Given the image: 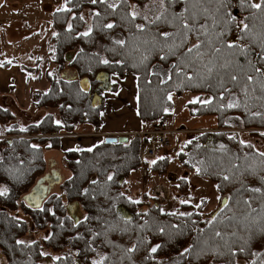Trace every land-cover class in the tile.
Wrapping results in <instances>:
<instances>
[{
  "label": "trees",
  "instance_id": "trees-1",
  "mask_svg": "<svg viewBox=\"0 0 264 264\" xmlns=\"http://www.w3.org/2000/svg\"><path fill=\"white\" fill-rule=\"evenodd\" d=\"M115 3L118 6L113 11L99 0L95 5L90 0H72V3L64 0L63 6L72 11H53L49 58L56 67L47 91L33 95V103L38 112L44 109L56 110V113L44 111L40 121L31 122L22 130L18 125L20 130L15 127L16 130L10 131L34 138L0 139V190L7 189L0 196L2 258L7 264H77L78 261L80 264H93V261L103 264H253L255 261L262 264L264 195L248 189L258 187L264 191V157L258 155L254 146H243L238 131L253 128L254 135L264 140V135L257 133H264V92L258 84L248 86L247 95L242 91L246 74H254L252 64L264 69V61H259L257 55L264 44V17L254 9L241 6L240 0H231L223 7L205 3L201 8L207 11L196 16L194 31L188 33L186 43L175 49L173 55L169 49L180 43L182 37L176 34L183 31V20L192 14L184 11L191 9V5L183 0L164 7L158 0H116ZM165 7V18L152 22ZM133 11L137 13L135 20L129 15ZM96 12L100 15H94ZM178 12L183 17L174 19ZM228 13L237 20L225 23L230 19ZM240 20L249 25L247 35L240 30ZM108 23L116 27L106 29L104 25ZM136 25H144L145 30L138 31ZM89 28L91 35L82 36ZM164 32L171 34L167 42L160 35ZM116 40H123L124 46L116 44ZM228 42L238 47L229 49L225 46ZM193 43L201 44L200 55L187 53ZM215 47L221 48V52L215 53ZM241 48L251 51L241 52ZM166 54L167 58L162 60L160 57ZM104 59L109 63H101ZM182 60L191 66L184 68ZM209 61L213 67L211 74L204 67ZM226 61L231 63L221 67ZM173 64L183 69L181 75L175 74ZM67 68L76 79H66L63 73ZM101 73L116 78L135 74L136 108L145 130L165 126L174 114V98H181L185 92L196 95L200 101H212L211 104L186 103L190 117H214L216 127L192 136L190 143L187 141L184 150L176 155L186 176L190 170L200 178L210 179L222 196L221 205L208 221L202 213L205 205L194 207L184 203L180 211L170 212L162 209L163 200L151 197L154 205H149L131 199L125 190L126 183L141 169L139 150L143 141L136 135L116 144H107L104 140L92 151L62 152V162L70 177L60 185V195L45 199L40 209L29 208L22 201L47 172L45 150L61 151L58 134L74 133L83 124L100 132V112L104 105L94 107L92 100L100 92L97 77ZM185 74L193 79L187 80ZM234 74L239 83L230 79ZM81 80L87 81L88 91L80 85ZM111 87L113 92L118 90L114 84ZM234 100L240 106L227 108ZM44 135L50 138H42ZM46 142L49 145L43 148ZM166 155L162 153L151 163V174L169 176L171 163ZM225 175L228 180L223 178ZM187 181V177L180 179L178 188L186 190ZM145 199L150 201V197ZM223 199L227 200L226 208ZM246 200L251 208L244 203ZM146 205L150 207L141 210ZM21 208L30 215L34 226L29 227L26 221L10 215ZM35 231L44 232L46 237L24 242ZM217 231L220 237L215 235ZM157 245V251L152 253L151 249ZM129 248L134 251L128 252ZM188 248L191 251L181 255ZM233 251L235 256L231 254ZM53 255L57 256L53 258Z\"/></svg>",
  "mask_w": 264,
  "mask_h": 264
},
{
  "label": "rangeland",
  "instance_id": "rangeland-1",
  "mask_svg": "<svg viewBox=\"0 0 264 264\" xmlns=\"http://www.w3.org/2000/svg\"><path fill=\"white\" fill-rule=\"evenodd\" d=\"M17 1L20 2V0ZM21 1L25 2V0ZM30 1L32 3H35V0ZM115 2L116 0H111V3ZM21 14L24 15L23 13ZM87 16L88 15L85 13L84 18L88 23L89 18ZM18 18L19 17H17V19ZM36 20H30V23L34 26L28 27H25L26 25L23 22L19 21L21 23H17L18 28L17 30H14L13 36L4 37L2 36V34L0 36V139L2 140H15L18 138L29 139L33 137V135H20L17 133L12 134L10 133V131H13L15 127L17 129L18 125L22 130L23 126H27L32 121H34L32 123L40 121L44 111L45 113H56V110L46 111L43 109V113L38 114L36 110L37 107H35V103H33V95L38 92L42 93V91H47L49 87V81L46 77H44V72H52L54 71L55 67V65L51 63L49 58L50 45L47 46L48 41H50L51 39L50 35L52 34L53 30L51 19L49 18L47 23H44V21L42 20V23ZM0 23L6 25L7 21H3L0 16ZM2 32L6 34L7 32H9V30L5 29L2 30ZM47 36L48 40L46 38ZM2 39L10 43L9 47L5 48L3 46ZM29 54L30 56H28ZM6 59L12 61L10 62V65H3L2 61ZM20 64H22L23 66L21 67ZM65 71L64 75L66 79H70L68 78L70 77L68 71ZM111 78L112 77H110V79ZM103 85L99 93L100 97L102 98L103 96H109L111 97L110 99L112 101L109 104L110 100L108 99V97L106 99L107 101L105 103V106L101 108V113L103 114L102 120H105L106 123H111L116 118L117 122H119V125L122 124V122L128 124L129 121H131L135 117L138 120L139 116L134 111V86L131 84H127L125 90L123 89L125 92L122 93L121 91L118 95L114 96L115 92L111 90H105L109 85ZM118 90L116 92H118ZM196 98H198L196 95L187 92H185V94H183L181 98H174V114L173 117L168 120L169 122H167L165 126L162 125L161 128H148L150 131H161V129H163V131H174L176 129L178 132L177 135L172 137L174 140L172 141L170 148L166 151V153H163L167 154L166 156L171 163V166L168 168V171L170 173L169 176H166L164 174L163 176H156V174L150 173L147 177H142L139 171V173L132 175L131 178L128 179L125 190L128 192L131 199H139L146 204L154 205L151 197L154 196V191L161 187L159 185L163 183L165 188L170 189L171 192L169 201L162 203L163 210L170 212H175L177 210L180 211L179 208L182 207V204H184L181 203V201H187L188 204L191 203V205H193L194 207L205 205L202 207V213L205 218L204 220L208 221V219L211 218L213 212H215L216 209H218L221 205L222 196L218 193L217 187H215V184L212 183L210 179H204V177L200 178L190 170L188 171V176H186L184 169H182L183 167H181L179 162H177L176 160V155H178L180 151L184 150L185 144L190 140L192 136H197L198 134H200V132L202 133L205 131H212L213 128L216 127L214 117L200 116L199 118H192L189 116V110H187V107H185V105L187 102L190 103V101H193ZM115 101L118 105L114 103ZM5 109L8 110V112L6 111L7 114L4 111ZM130 110L134 112V116L130 115ZM76 128L78 130L76 129L75 132L78 134H83L84 131L86 132L85 134H87L88 132L95 134L97 132L93 127L84 124L83 126L79 125ZM8 131L9 133H7ZM143 131L148 130L144 129L135 132L133 135L141 134V132ZM255 131L256 130H253V128L251 130H239L238 135H240L241 141L254 146L255 149L259 152H264V140L259 136H255L253 133ZM257 133L263 132L258 131ZM70 134L61 133L57 136L59 137ZM42 138L49 139L50 137L44 135ZM47 145L49 144L46 142L43 148H45V146ZM63 153L62 151H59V149H51L48 151L45 150L44 155L46 156L45 160L47 162V173H51L52 170H60V175L62 178V183L54 186L47 198H49L53 194L60 195V185H62L70 177L68 170L62 162V159H64ZM51 161L55 162L53 166L50 164ZM186 177L188 179L186 186L187 189L185 190V188H178L180 179ZM145 197L147 199H149L150 197V201H147ZM149 207L150 206L146 205L144 208H141V210H146ZM10 215L19 220L26 221L29 224V227L34 226V222L31 219L30 215L24 213V210L22 208L10 212ZM45 237L46 234L44 232L37 231L35 235H29L23 240L26 243H31L35 241V239H37V241H41L42 238ZM56 256L57 255H53V258ZM0 262L1 264H7L6 261H4V259L2 258L1 254Z\"/></svg>",
  "mask_w": 264,
  "mask_h": 264
},
{
  "label": "snow or ice",
  "instance_id": "snow-or-ice-1",
  "mask_svg": "<svg viewBox=\"0 0 264 264\" xmlns=\"http://www.w3.org/2000/svg\"><path fill=\"white\" fill-rule=\"evenodd\" d=\"M97 2H98V0H90V3H92L94 5ZM124 2H126V0H124ZM158 2L161 5V7H164L165 4L170 6L171 4L179 3L180 0H158ZM67 3H72V0H67ZM99 3L107 4L108 8H111L113 11H115L117 6H118L116 3H109L108 0H99ZM183 3L191 5V9L185 8L184 11L185 12H191L192 14L189 15L187 18H185L183 20V22L181 24V27H182L183 31L176 34L177 36L182 37V39L180 40V43H175L173 45V48L169 49V52L171 54H173V55H175V49H178V48L182 47L183 44L186 43V41L188 39V33L194 31L196 16L198 14L202 13V12H206L207 11V9L201 8V5H203L205 3H209V4L210 3H218V4H221V6L223 7L226 4H230L231 0H183ZM240 4H241V6H246L247 8L254 9L257 13H260L261 16L264 17V0H255V2H253V0H240ZM193 9L195 11H192ZM57 10L58 11H65V12L72 11V9L68 8L66 5L61 7V8H59V9H57ZM166 12H167V8L165 7L164 8V12H161L160 14L155 15L154 20L152 22L159 21L162 18H165L164 13H166ZM94 15L99 16L100 13L96 12V13H94ZM129 15L131 16L132 20H135L136 17H137V13L135 11L131 12ZM227 15L230 17V19L227 20V21H224L225 23H230L231 21L237 20L236 16H233L230 13H228ZM177 17H183V13H179L178 12V13H176L174 15L173 18L175 19ZM80 19H83V17L81 16ZM144 19L147 20L148 18L144 17ZM245 19H248V18L246 17ZM189 20L193 21V24H189L188 23ZM239 24L242 25V27L240 29L241 32L244 33L245 35H247L249 33V25L247 23H244L243 20H240ZM104 27L106 29H113L114 27H116V25H114L113 23H108V24L104 25ZM200 27L203 28L205 26L204 25H200ZM136 28H137L138 31H141V32H143L145 30V26L144 25H136ZM68 30L69 31L72 30L71 29V25H69V29ZM91 33H92V29L89 28L87 31L81 33V35L84 36V37H88V36L91 35ZM160 35H161L162 39L167 42V41H169V38H170L171 34L167 33V32H164V33H161ZM115 43L120 45L121 47H123L125 42L123 40H116ZM225 46L227 48H229V49L238 47V45L234 44L233 42H228ZM200 49H201V44L200 43H193L191 47H188L187 53H194L195 52L196 54L200 55ZM240 50H241V52L251 51L250 49H244V48H241ZM214 52L215 53L221 52V48L215 47L214 48ZM187 53L185 55H187ZM257 55L259 57V61H264V44L261 45V52L257 53ZM160 58L162 60L166 59L167 58V54L165 56H161ZM9 63H10V61H9ZM101 63L108 64L109 61L107 59H104V60L101 61ZM180 63L183 64L184 68H187V67L191 66L189 63H185L183 60ZM230 63H231V61H226L225 64L221 65V67H226ZM249 63L251 64V61H249ZM211 64H212V61H209L208 65L204 66L207 69V72L209 74H211L212 71H213V67L209 66ZM172 69L176 70V72H175L176 75H181V73L183 71V69H181L178 64H173L172 65ZM252 69H253L254 74H246V84L242 87V91H243V93L245 95L248 94V86H251L253 84H258L259 87H260V90L262 92H264V79H261V78H264V69H262L261 67H257L255 64H252ZM165 75L167 76L168 79L172 78V76L169 73H167V72L165 73ZM186 79L191 81L193 79V76L186 75ZM230 79L233 82L239 83L238 77L235 74L231 75ZM253 90H255V89H253ZM225 91H231V90L230 89H225ZM168 99L169 100L172 99L171 94H169ZM220 99L223 100L224 96L221 95ZM190 102L191 103L201 102V103H204V104H211L212 103L211 100L200 101L199 98H196V99H194L193 101H190ZM239 106H240L239 101H235V100L233 102L228 103L226 105V107L229 108V109L234 108V107H239ZM254 115H260V113H254ZM260 135H264V133H260ZM109 142L113 143V144L122 143V141H116V140L109 141ZM189 143H190V141H189ZM240 143L243 146H245V147H249L250 146V145L245 144L244 141H241ZM221 147H223V146H221ZM87 151H92V149L89 148V149H87ZM258 155L261 156V157H264V152H259ZM152 163L154 164L155 161H153ZM199 171L200 170L197 169V172H199ZM223 178L225 180L229 179V177L227 175H225ZM108 179L111 180L112 177L109 176ZM248 191H251L253 193H260L261 195H264V191H262V189L258 188V187L257 188H250V189H248ZM6 192H7V189L0 190V196L5 195ZM135 202L138 203L139 201H135ZM181 203H187V201H181ZM244 203L247 204L249 208L252 207V205H251V203L249 201L246 200V201H244ZM224 207L225 208L227 207V203L224 204ZM221 211H223V209H221ZM253 211H255V209H253ZM171 215H176V213H171ZM85 219H88V218L85 217ZM160 231L163 232L164 229H160ZM261 231L264 232V228H262ZM215 235L217 237H220L221 233L219 231H217L215 233ZM18 243L22 244L24 242L23 241H18ZM158 247H159V245H157L156 247H153L151 249V252L155 253L157 251ZM127 251L128 252H132V251H134V249L133 248H129V249H127ZM190 251H191L190 248L185 249L184 253H181V255H184L185 253H189ZM240 251L243 252L244 249L241 248ZM231 254L233 256L236 255V253L234 251ZM253 255H260V254L253 253ZM56 259H59V258H56ZM105 259H106V257H105ZM93 264H103V262L102 261H100V262L93 261ZM253 264H255V261H253ZM262 264H264V262H262Z\"/></svg>",
  "mask_w": 264,
  "mask_h": 264
},
{
  "label": "crops",
  "instance_id": "crops-1",
  "mask_svg": "<svg viewBox=\"0 0 264 264\" xmlns=\"http://www.w3.org/2000/svg\"><path fill=\"white\" fill-rule=\"evenodd\" d=\"M63 4H64V0H35V3H32L30 0H25V2H22L21 0H20V2H18L17 0H0V16H1V19L3 21L4 20L7 21L6 25H3V23L2 24L0 23V36H1V34L4 37L13 36L14 30H17V28H18L17 23L23 22L26 25L25 27L34 26L30 23V20L33 21V20L38 19L36 21L41 22V20H42V21H44V23H47L49 18L51 19L52 15H53V11L59 9V7L61 8L63 6ZM21 13H23L24 15H22ZM17 17H19V18L17 19ZM19 21H21V22H19ZM5 29L9 30V32H7L6 34L2 32V30H5ZM46 38L48 40V36ZM50 42L51 41H48L47 46H49ZM9 44L10 43L3 40V46L5 48L9 47ZM28 56H30V54ZM25 57H26V54H25ZM9 61H10L9 59H6V60H3L2 63L5 66L10 65ZM10 62H12V61H10ZM20 65H21V67L23 66L22 64H20ZM25 66H28V65H25ZM67 71L69 73L70 77H68V78H70V80L76 79L75 78L76 76L74 75V73L72 71H70L68 68H67ZM67 71H65V72H67ZM45 72H44V77H46L49 81V79L51 78L50 75L52 74L53 71L52 72L45 71ZM20 73H21V71H20ZM39 74H41V73H39ZM63 75H64V73H63ZM136 78L137 77L134 74L126 73V75L123 77V79H122V77H120V78L112 77L111 79H108L106 82L103 81L102 85L103 84L109 85L105 89L106 91L107 90L112 91L111 85L112 84L116 85V87H118L119 90H118V92H115L114 96L118 95L121 91H122V93L125 92L124 90H125L127 84L133 85L135 88V91H134V99H135L134 107H135V110L134 111L138 115L137 108H136V104H137ZM100 87H102V86H100ZM101 89L102 88H100V91H101ZM99 93L96 94L99 97V101H100L99 104L103 103V105L105 106V103L107 101L106 99L109 96H106V97L103 96L101 98ZM110 98L111 97L108 98L110 100L109 104L112 101ZM114 103L117 104L116 101ZM104 106H102V107H104ZM7 109H5V110L8 111ZM129 112H130V115L134 116V112L132 110H130ZM37 113L41 114L43 112L37 111ZM100 114H101V119H100L101 130H100V132H96L95 134L88 132L87 134H85L86 132L84 131L83 134H78L75 132L76 134L71 133L70 135L59 136L61 144H62L61 151L64 152V151H71V150L72 151L73 150H84V149L87 150L89 148L92 149L93 147L97 146V144L98 145L101 144L105 140L106 137H109V136H111V137H122V136L126 137V136H130V135L132 136L135 132L144 130V128L142 127V125L139 122V119L137 120L136 117L134 119H132L131 121H129L128 124L122 122V124L119 125V122H117L116 118L113 122L106 123L105 120H102L103 114L101 112H100ZM32 122H34V121H32ZM212 122H213V120H212ZM81 126H83V125H81ZM161 185L164 186L163 183H161Z\"/></svg>",
  "mask_w": 264,
  "mask_h": 264
},
{
  "label": "built area",
  "instance_id": "built-area-1",
  "mask_svg": "<svg viewBox=\"0 0 264 264\" xmlns=\"http://www.w3.org/2000/svg\"><path fill=\"white\" fill-rule=\"evenodd\" d=\"M177 134L178 132L176 129L174 131H163V129H161V131H150L148 129V131H143L141 132V134H136V136L141 138L143 141L139 150V163L141 164L140 174L142 175V177H147L150 174L152 169L151 163L170 148L171 143L174 140L172 137ZM159 186L161 187L154 191L153 197L165 202L169 201V196L171 194L170 189H166L162 185Z\"/></svg>",
  "mask_w": 264,
  "mask_h": 264
},
{
  "label": "water",
  "instance_id": "water-1",
  "mask_svg": "<svg viewBox=\"0 0 264 264\" xmlns=\"http://www.w3.org/2000/svg\"><path fill=\"white\" fill-rule=\"evenodd\" d=\"M234 13H236V10L234 11ZM108 79H110L109 74H105V73H101L99 74V76L97 77V81L100 82V86H102V82L103 81H107ZM80 85L85 89V90H89L88 88V83L86 80H81ZM99 86V88H101ZM93 105L95 106H99V97L98 95H96V93L94 94L93 97ZM124 141L126 142L127 139L126 137H106L105 138V142L107 144H109V141ZM113 144V143H111ZM50 164L53 166L55 164L54 161H51ZM60 183H62V178L60 175V170H52L51 173H47L41 177L37 184L33 186V188L31 189V191L29 193L26 194V196L22 199V201L29 207V208H36V209H40L42 208V204L44 202L45 199H47V197L49 196V193L51 191V189L56 186L59 185ZM226 199H223V205L226 203ZM74 210V208L72 209V211ZM71 211V212H72ZM80 261L77 262V264Z\"/></svg>",
  "mask_w": 264,
  "mask_h": 264
}]
</instances>
